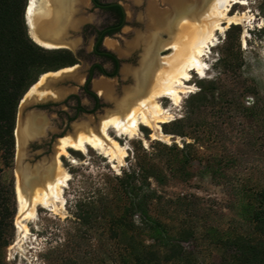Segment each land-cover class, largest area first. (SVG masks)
Returning a JSON list of instances; mask_svg holds the SVG:
<instances>
[{
	"label": "trees",
	"instance_id": "1",
	"mask_svg": "<svg viewBox=\"0 0 264 264\" xmlns=\"http://www.w3.org/2000/svg\"><path fill=\"white\" fill-rule=\"evenodd\" d=\"M26 3L0 0V264H7L5 249L15 232V182L8 170L15 155L18 105L41 74L76 63L70 50L46 49L31 39ZM98 7L115 22L112 28L95 31V53L112 64L111 71L93 66L81 87L96 103L98 97L90 90L93 75L116 76L119 66L102 40L118 33L124 23L119 4ZM257 7L264 16V0H258ZM248 70L239 36L225 37L213 75L196 79V90L183 100L181 115L162 124L164 134L183 139L181 147L159 143L168 152L164 162L139 148L119 174L82 180L72 199V233L40 253L41 264H264V189L250 185L231 136L237 126L245 134L264 127V89ZM70 97L75 102L73 120L84 108L77 95ZM201 150L211 151V181L230 190L234 218L225 228L204 225L196 194L164 190L173 180L190 179V165L202 158ZM212 253L217 260L205 258Z\"/></svg>",
	"mask_w": 264,
	"mask_h": 264
},
{
	"label": "rangeland",
	"instance_id": "2",
	"mask_svg": "<svg viewBox=\"0 0 264 264\" xmlns=\"http://www.w3.org/2000/svg\"><path fill=\"white\" fill-rule=\"evenodd\" d=\"M113 1L118 2L122 7L125 16L124 23L118 33L103 38L102 46L112 52L119 61L116 76L107 78L104 75H93L90 82V90L98 96L97 104L93 100H89L82 92L81 87L85 83L86 75L92 64H101L107 71H111L109 63L92 53V46L95 31L109 26L113 19L109 12L95 6L91 0H75L74 21L77 24L75 23L72 28V36L68 37L78 45L76 51H70L76 60L73 65H78L77 68H82L83 66V80L80 84L72 82L67 87H72L73 90L68 94H74L79 97L84 111L76 115L70 126H65V116L59 114V112L63 111L65 113L69 112V110L61 104L63 100L55 103H46L45 110H49V112L39 109L43 113L37 114L35 117V119L38 117L42 118L40 124L37 125V129L41 130V128L47 127L50 131L49 134L54 137L45 135L42 141L31 146L30 163H40L44 169L48 167L47 165L53 155V145L58 137L71 132L72 124L84 122L88 118L98 121L107 111L115 109L120 103L119 101L133 95L138 90L141 92L145 87V78L155 57L158 54L165 55L169 52L167 50H158V45L162 39L167 38L163 28L166 23L167 27L169 26L172 17L169 16L167 19L162 20L155 27L150 25L147 15V6L150 3L154 4L158 11H162L168 7L167 1L98 0L100 4H107ZM197 1L201 8L209 0ZM242 1L244 2L229 4L227 13L242 17L230 24L221 23L220 25L223 29L215 31L213 45L206 50L205 55L201 58L206 65L203 76L198 77L195 71L189 72V78L184 83L186 86L185 91L180 94L177 105H172L167 98L158 99L161 108L166 112L165 116L168 117L166 119L167 122L181 115L183 100L189 93L196 90L194 81L198 78H208L213 75L212 65L217 58V51L225 37L235 38V36H239L240 49L249 66V74L255 76L264 89V16L258 10V0ZM190 7L192 9L194 5ZM231 25H236V27L227 32ZM141 38H145L148 41V45H151L149 53L145 52L147 48L144 51ZM133 70L140 71V79L137 78L136 80ZM98 78H105L111 83V91L108 97H104L94 90L93 82ZM74 106L75 102L72 100V116H74ZM163 123L166 122L157 123L158 129H154L151 126H140L139 131L130 138L124 136L115 137L110 132L111 138L124 147L125 156L120 162L109 161L107 157L102 156L89 147H86L84 152L67 149V154L59 157L61 165L69 174V179L62 191L63 206L60 208L58 205L54 210L37 207L35 219H26L24 221L25 224L23 223L28 229V233L23 238L17 234L15 226L16 209L13 219L14 239L5 249L7 264H41L38 255L44 253L50 244L56 245V243L61 242L65 233H72L73 226L70 220L72 199L75 194L74 190L78 188V190H81L80 186L82 184L80 182L82 180H95L99 173L119 174L121 170L126 169L133 162V153H136L139 148L144 149L148 153L151 152L156 160L164 162L167 159L168 152L159 143L166 145L176 143L181 147L183 139L172 134H164L162 131ZM231 136L236 146L235 150L239 156L240 166L247 174L250 185L256 189H264V127L258 126L254 132L245 134L237 126L233 128ZM210 152L208 150L200 151L202 158L191 163L189 168L190 179L186 183L173 180L164 190L167 194L177 192L196 194L201 198V207L205 214L203 216L206 219L204 225L225 228L231 224L234 218V213L230 209L232 198L228 186L217 185L209 177L208 161H210ZM0 166H2L1 159ZM14 167L13 161L8 172L12 173L15 182L16 171ZM205 258L217 260L215 253H212V255L206 254Z\"/></svg>",
	"mask_w": 264,
	"mask_h": 264
},
{
	"label": "bare ground",
	"instance_id": "3",
	"mask_svg": "<svg viewBox=\"0 0 264 264\" xmlns=\"http://www.w3.org/2000/svg\"><path fill=\"white\" fill-rule=\"evenodd\" d=\"M27 1L26 19L31 39L46 49L73 48L76 43L72 41L71 45L70 42L59 41L57 32L70 15H72V24H77L74 21L75 0H72V3L70 0ZM164 1H167L168 7L162 11H158L156 6L150 3L147 6V15L150 25L155 27L162 20L172 17L169 26L167 27L166 23L163 28L167 38L162 39L158 45V50L169 52L155 57L147 72L144 89L119 101L115 109L107 111L98 121L88 118L84 122L72 124L71 132L55 140L48 167L44 169L40 163L32 164V169L26 175L25 186L20 184L19 172L15 170L14 190L17 205L15 226L21 238L28 233L24 221L35 219L37 207L54 210L58 205L61 208L64 204L62 191L69 179V174L61 165L59 157L66 155L67 149L84 152L86 147H89L107 157L109 161L120 162L125 156L124 147L114 141L109 133L112 132L115 137L130 138L139 131L140 126L158 129V122H167L168 117L165 116L166 112L161 108L158 99L167 98L172 105H177L180 94L185 91L184 83L189 78V72L195 71L198 77L203 76L206 65L201 58L213 45L215 31L223 29L221 23L230 24L242 17L229 15L227 13L229 4L244 2L242 0H209L200 8L197 0ZM192 5L194 7L191 9ZM35 27L49 36L47 38L38 36ZM141 41L144 50L148 48V41L145 38H141ZM77 66L41 74L38 80L28 88L21 102L32 99L46 101L64 98L73 90L72 87L49 89L45 87V83L48 79L68 75L74 83L80 84L83 75L76 74ZM136 76L140 79V71ZM93 88L102 96L108 97L111 83L105 78H98L94 80ZM34 114L26 116L21 130L20 127L16 128V158L20 157L24 137L41 134L36 127L40 119H35Z\"/></svg>",
	"mask_w": 264,
	"mask_h": 264
},
{
	"label": "water",
	"instance_id": "4",
	"mask_svg": "<svg viewBox=\"0 0 264 264\" xmlns=\"http://www.w3.org/2000/svg\"><path fill=\"white\" fill-rule=\"evenodd\" d=\"M118 4H119L118 2L113 1V2H110L107 4H103V5H101V7L118 5ZM26 8L27 7H25L24 18H25V23H26L27 28H28L29 25H28V21L26 19ZM122 11H123V9H122ZM124 17L125 16H124V11H123V21H124ZM73 26L74 25L72 24V15H70L67 18L66 22L62 25V27H60V30H58L59 32H57L58 33L57 36H59L58 40L64 41V42H70L72 45V40L68 36H72ZM35 28H36L35 32L38 36H41L42 38H47V36H49L45 32H42L38 27H35ZM28 33H29V30H28ZM95 44H96V42L94 41L93 45L95 46ZM77 47H78V45L74 44L73 48H65V49L76 51ZM82 70H83V66H82V68L77 69L76 74H78V75L83 74ZM53 72H55V71H53ZM105 77L111 78L109 76H105ZM86 79H87V75H86L85 81H86ZM72 82L73 81H72L70 76L63 75L59 78L48 79L45 83V87L49 88V89H57V88L65 87V86L71 84ZM63 99L64 98H61L60 100L48 99L46 101H35L32 99V100H27L24 102L20 101V103L18 105V109H17L16 124H15V130H14L15 149H16V128L20 127V130L22 129L26 116H29V115L34 114V113H40L41 111L37 108L40 105L46 104L48 102L49 103H55V102L61 101ZM88 114H90V113H88ZM42 133L36 134L34 136H30V137H28V136L24 137L22 139V143H21L22 148H21L20 157L16 158V156L14 155V165H15L14 170H18L19 180H20V184L22 186L26 185V175L28 174V171H30L32 169V166H33L32 163H30V156L32 155L30 148L33 144L38 143L39 141H42L44 139V137H45L44 130Z\"/></svg>",
	"mask_w": 264,
	"mask_h": 264
},
{
	"label": "flooded vegetation",
	"instance_id": "5",
	"mask_svg": "<svg viewBox=\"0 0 264 264\" xmlns=\"http://www.w3.org/2000/svg\"><path fill=\"white\" fill-rule=\"evenodd\" d=\"M92 1V0H91ZM92 3H93V1H92ZM94 4V3H93ZM95 6H98V5H103V4H100L99 2H97V4H94ZM114 20L112 21V23L109 25V26H107V27H104V28H102V29H100V30H103V29H109V28H112V27H114ZM98 35L97 34H95L94 35V41L95 42H97V39H98ZM105 38V37H104ZM96 45V44H95ZM95 46L93 45L92 46V53L94 54V55H96L97 56V54L95 53ZM151 50V45H148V48L146 49V51L145 52H147V53H149V51ZM107 63H109L110 64V66H111V69H112V64L110 63V62H107ZM98 66V67H100V66H102L101 64H97V63H94V64H92L91 66H90V68L89 69H91L93 66ZM137 73H138V70H133V74H134V76L136 77V80H137ZM72 94H68L64 99H63V102L61 103L62 105H64V107L66 108V109H68L69 110V112H63V111H60L59 112V114H63L64 116H65V118H64V120H65V126H70V123L72 122V98L70 97ZM96 103V102H95ZM61 104H58V105H61ZM97 104V103H96ZM46 104H43V105H40V106H38L37 108L38 109H41V110H45L46 108ZM46 112H49V110H45ZM40 113H43L42 111L40 112ZM40 113H35L34 114V116L36 117L37 116V114H40ZM34 117V118H35ZM39 119H40V122L42 121V118L41 117H38ZM37 119V118H36ZM40 122L38 123V125L40 124ZM37 127V126H36ZM38 130V129H37ZM43 130H44V132H45V135L46 136H50V137H54L52 134H49L50 133V131H49V129L47 128V127H45V128H41V130H38L39 132H43ZM32 148V147H31ZM32 151V150H31Z\"/></svg>",
	"mask_w": 264,
	"mask_h": 264
},
{
	"label": "crops",
	"instance_id": "6",
	"mask_svg": "<svg viewBox=\"0 0 264 264\" xmlns=\"http://www.w3.org/2000/svg\"><path fill=\"white\" fill-rule=\"evenodd\" d=\"M70 3H72V0H70Z\"/></svg>",
	"mask_w": 264,
	"mask_h": 264
}]
</instances>
